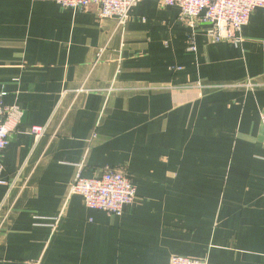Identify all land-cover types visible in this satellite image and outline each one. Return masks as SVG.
I'll list each match as a JSON object with an SVG mask.
<instances>
[{"label": "crops", "instance_id": "1", "mask_svg": "<svg viewBox=\"0 0 264 264\" xmlns=\"http://www.w3.org/2000/svg\"><path fill=\"white\" fill-rule=\"evenodd\" d=\"M179 13L141 0L118 30L94 7L0 0V92L24 113L0 161V264H264V9L236 44L198 25L192 50ZM80 164L127 173L140 202L89 208L69 193Z\"/></svg>", "mask_w": 264, "mask_h": 264}, {"label": "built area", "instance_id": "2", "mask_svg": "<svg viewBox=\"0 0 264 264\" xmlns=\"http://www.w3.org/2000/svg\"><path fill=\"white\" fill-rule=\"evenodd\" d=\"M162 7L178 6L179 17L189 28L190 48H195L194 37L198 25L204 24L208 27L206 31L208 38L214 42L229 41L240 43L242 41V28L249 23L251 14L258 7L264 9V0H159ZM141 0H57L61 6L79 11H87L94 7L100 20L109 18L116 19V29L124 30L130 20V12ZM264 48V41H262ZM102 49L100 52H102ZM103 53V52H102ZM82 87L77 93L87 92ZM5 91L0 92V161L3 151L10 142L12 126L19 125L24 113L17 105L5 104ZM262 126L264 129V111L261 112ZM48 126H32L30 134L37 141L47 133ZM57 131L50 137L54 139ZM0 162V175L3 173ZM83 164L78 167V172L70 183V195H78L89 208L99 209L109 215H122L130 206H136L140 201L137 187L133 184L131 177L116 168H108L94 178L84 176ZM15 178L9 186L17 181ZM1 184L8 181L0 179ZM27 182H25L26 184ZM24 184V185H25ZM6 202V203H5ZM15 200H6L0 209V231L8 222ZM41 259H32L28 264H41ZM169 264H209L206 258H194L185 255H172Z\"/></svg>", "mask_w": 264, "mask_h": 264}]
</instances>
